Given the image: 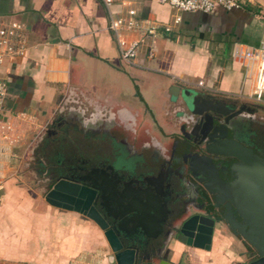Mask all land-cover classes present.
<instances>
[{"label": "crops", "instance_id": "1", "mask_svg": "<svg viewBox=\"0 0 264 264\" xmlns=\"http://www.w3.org/2000/svg\"><path fill=\"white\" fill-rule=\"evenodd\" d=\"M131 7L137 18L159 27L152 41L139 45L135 65L120 58L100 0H0V26L19 23L24 43L21 54L6 57L0 66L6 87L0 127L16 130L14 146L24 145L34 132L25 145L32 149L58 121L65 138L104 135L137 150L166 149L186 121L179 91L172 97L169 89L207 92L195 85L199 79L225 103L255 104L247 99L250 69L234 51L260 45L264 12L250 4L216 5L208 12H180V21L173 23L176 12L165 3L133 1ZM124 11L118 3L109 7L112 15ZM162 24L170 30L163 31ZM124 35L139 37L130 31ZM148 41L151 58L146 57ZM0 152L1 175L8 168L4 156L10 154L1 139ZM15 177H4L0 192V264H110L105 257L110 249L94 221L39 200ZM188 192L183 187L182 197ZM154 250L159 256L154 264H240L253 254L225 224L213 229L207 248L171 238L159 241Z\"/></svg>", "mask_w": 264, "mask_h": 264}, {"label": "water", "instance_id": "2", "mask_svg": "<svg viewBox=\"0 0 264 264\" xmlns=\"http://www.w3.org/2000/svg\"><path fill=\"white\" fill-rule=\"evenodd\" d=\"M169 91L172 97H176L179 91L182 113L186 116L182 126L190 125L189 134H198L208 141L218 139L214 146H206L207 143L203 142L204 151L230 156L238 162L230 165L232 178L220 187L217 179L219 171L214 170L212 159L204 154L188 153L189 170L193 175L207 179L203 186L208 191L211 190L208 185L214 186L213 204L187 212L183 218H179L177 212L168 218L169 206L177 197L164 190L161 182L137 186L138 194L133 193L126 204L120 198H113L111 186L107 189L106 200H113L122 210L112 217L113 226L108 228L103 219L89 208L91 195L100 188L94 179L90 187H86L60 178L45 193L44 200L52 206L79 212L94 221L102 230L110 249L107 255L110 264H154L153 259L159 258L155 246L159 241L171 238L183 245L207 248L213 229L222 224L235 231L253 250L250 258L240 264H264V158L231 137L226 123L237 113L228 114L232 106L211 93L197 89H179L172 85ZM192 143L199 145L201 140H192ZM187 147L185 138H175L171 150L179 155L187 151Z\"/></svg>", "mask_w": 264, "mask_h": 264}, {"label": "flooded vegetation", "instance_id": "3", "mask_svg": "<svg viewBox=\"0 0 264 264\" xmlns=\"http://www.w3.org/2000/svg\"><path fill=\"white\" fill-rule=\"evenodd\" d=\"M253 103L255 104H241L237 101L227 103L233 107L228 114L236 111L237 113L228 118L226 126L234 140L264 158V117L257 115L259 111L264 113V104ZM189 128L190 125L184 127L181 125L178 135L171 138L166 149L159 147L144 151L143 148L137 150L122 140L105 138L104 135L92 140L65 138L62 132L65 131L63 125L53 121L46 129L45 137L41 139L42 151L37 154L39 156L34 166H37V172L42 173L46 179L47 191L60 178L86 187H90L94 179L100 188L91 195L89 208L93 214L103 219L108 228L113 226L112 217L122 210V207H117L113 200H106L109 194L107 189H111V186L113 198H120L123 204H126V200L131 199L133 193L138 194L137 186H143L147 182H161L164 190L176 194L177 197L174 204L168 207L166 216L170 218L174 212L192 213L201 206L204 209L213 204L214 186L208 185L211 189L208 191L203 186L207 179L193 175L189 170L188 153L204 154L212 159L214 170L219 171L217 179L220 187L226 185L232 178L230 165L237 161L230 156L206 153L203 142L207 143L206 146H214L218 139L210 141L206 137L201 139L198 134H189ZM175 138L179 140L185 138L188 142L187 151H183V154L177 155L172 152L171 145ZM192 140L195 142L201 140V143L196 145ZM183 187L189 191L187 197H182ZM166 229L165 225L164 230Z\"/></svg>", "mask_w": 264, "mask_h": 264}, {"label": "built area", "instance_id": "4", "mask_svg": "<svg viewBox=\"0 0 264 264\" xmlns=\"http://www.w3.org/2000/svg\"><path fill=\"white\" fill-rule=\"evenodd\" d=\"M106 8L109 15L108 28L112 31L116 44L119 49L120 58L129 64H136L135 58L137 56L139 45L146 39L152 38L158 35L159 27L157 24L146 23L145 20L136 17V11L131 7L133 1H145V0H100ZM160 3H165L168 7L175 11L173 16V23L180 21V12L185 11H202L208 12L214 6L218 5L225 9L235 8L243 4L242 0H157ZM113 3L120 4L125 8L123 13L118 15H112L109 12V7ZM162 30L168 32L171 28L168 24L161 25ZM21 25L16 22H10L6 25L0 26V66L3 64L4 59L10 55L21 54L24 49V43L22 36L19 34ZM137 32L139 37L137 39H127L124 32ZM147 48L146 57L151 58L153 50L150 42ZM239 55L241 59H244L246 68L250 69L249 73L252 77L251 93L248 94L247 99L264 104L261 98V93L264 91V37L260 45L257 47H246L241 49ZM138 65V64H137ZM197 87L202 88L205 91H209L204 86L201 79L195 82ZM5 80L0 75V113L3 108V99L5 96ZM7 125V124H6ZM9 126V125H8ZM6 126V129L9 127Z\"/></svg>", "mask_w": 264, "mask_h": 264}, {"label": "rangeland", "instance_id": "5", "mask_svg": "<svg viewBox=\"0 0 264 264\" xmlns=\"http://www.w3.org/2000/svg\"><path fill=\"white\" fill-rule=\"evenodd\" d=\"M242 1L243 4H250L254 9L264 12V0H242ZM261 98L262 100L264 99V91H262L261 93ZM257 115H261V117H264V113L260 111L257 112ZM6 126L8 125L2 124L0 127V139L4 144L10 147V154L4 156V160L7 162L8 168L7 169L5 168L6 171L0 175V192L3 190L2 184L3 181L5 180L4 177L13 173L16 176L15 179L21 184V186H23L28 191V193H30L33 196H37V198L41 200V198H44V195L48 189V184L46 179H44L42 173L39 174L37 172L36 170L37 166L35 167L34 165L36 163V158L39 156L37 154L42 151L40 147L41 143L39 142L42 135L38 140L35 141V144L32 143V147L33 148L35 147L34 149L32 148L33 150L30 148V145L27 147H25V145H27L31 137L35 136L34 132H32V134L28 133L27 135L28 138L26 139L24 137L25 139L24 145L14 146L13 145V142L15 141L14 136L15 138H17L18 134L11 125L8 126L9 127L8 129H6ZM1 153L2 152H0V155ZM45 164L47 163L45 162ZM10 167H13L14 170H11ZM99 254L100 257H102L105 254V252H102L101 250ZM105 257L107 260V255H105Z\"/></svg>", "mask_w": 264, "mask_h": 264}]
</instances>
